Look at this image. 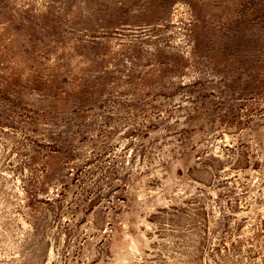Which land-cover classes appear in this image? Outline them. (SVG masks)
Returning a JSON list of instances; mask_svg holds the SVG:
<instances>
[{"label": "rangeland", "instance_id": "1", "mask_svg": "<svg viewBox=\"0 0 264 264\" xmlns=\"http://www.w3.org/2000/svg\"><path fill=\"white\" fill-rule=\"evenodd\" d=\"M0 264H264V0H0Z\"/></svg>", "mask_w": 264, "mask_h": 264}]
</instances>
